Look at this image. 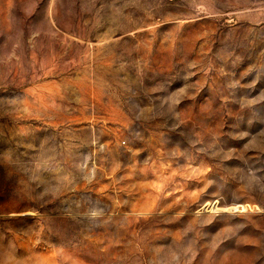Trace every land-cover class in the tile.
I'll list each match as a JSON object with an SVG mask.
<instances>
[{
    "label": "rangeland",
    "instance_id": "obj_1",
    "mask_svg": "<svg viewBox=\"0 0 264 264\" xmlns=\"http://www.w3.org/2000/svg\"><path fill=\"white\" fill-rule=\"evenodd\" d=\"M0 264H264V0H0Z\"/></svg>",
    "mask_w": 264,
    "mask_h": 264
}]
</instances>
